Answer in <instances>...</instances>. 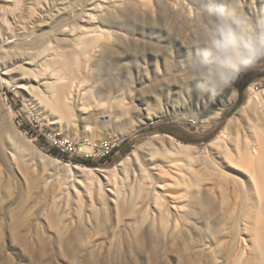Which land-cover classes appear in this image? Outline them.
<instances>
[{
	"label": "rangeland",
	"instance_id": "obj_1",
	"mask_svg": "<svg viewBox=\"0 0 264 264\" xmlns=\"http://www.w3.org/2000/svg\"><path fill=\"white\" fill-rule=\"evenodd\" d=\"M202 7L0 0V264H264V167L242 163L264 60L214 98L185 83ZM45 135L121 145L98 161Z\"/></svg>",
	"mask_w": 264,
	"mask_h": 264
},
{
	"label": "clouds",
	"instance_id": "obj_2",
	"mask_svg": "<svg viewBox=\"0 0 264 264\" xmlns=\"http://www.w3.org/2000/svg\"><path fill=\"white\" fill-rule=\"evenodd\" d=\"M193 11L197 39L189 42L185 83L201 82L212 97L264 60V11L246 12L239 0H202Z\"/></svg>",
	"mask_w": 264,
	"mask_h": 264
},
{
	"label": "built area",
	"instance_id": "obj_3",
	"mask_svg": "<svg viewBox=\"0 0 264 264\" xmlns=\"http://www.w3.org/2000/svg\"><path fill=\"white\" fill-rule=\"evenodd\" d=\"M45 140L50 147L55 148L58 153L68 157L96 158L98 161H105L121 145L117 138H111L107 141L89 147V151H82L81 146L69 140L60 139L54 135H45Z\"/></svg>",
	"mask_w": 264,
	"mask_h": 264
},
{
	"label": "bare ground",
	"instance_id": "obj_4",
	"mask_svg": "<svg viewBox=\"0 0 264 264\" xmlns=\"http://www.w3.org/2000/svg\"><path fill=\"white\" fill-rule=\"evenodd\" d=\"M255 102L258 103V101H255ZM88 147H82V151H89L90 149ZM242 163L248 169H251L252 167H255V166L263 168L264 167V145L259 144L258 146H254L252 149L247 148L246 152H244L243 154ZM262 260H264V254L262 256Z\"/></svg>",
	"mask_w": 264,
	"mask_h": 264
},
{
	"label": "trees",
	"instance_id": "obj_5",
	"mask_svg": "<svg viewBox=\"0 0 264 264\" xmlns=\"http://www.w3.org/2000/svg\"><path fill=\"white\" fill-rule=\"evenodd\" d=\"M242 92H243V88H241L239 90V94H238L237 101H236V106H238L241 103ZM52 153L56 155L57 154V151L56 150H52ZM81 163L86 164L87 166H90V167L92 166V164L90 162H83L82 161Z\"/></svg>",
	"mask_w": 264,
	"mask_h": 264
}]
</instances>
